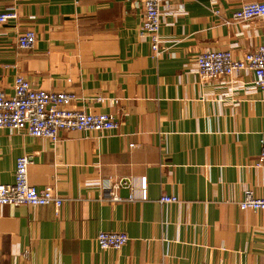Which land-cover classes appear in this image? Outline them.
<instances>
[{
	"label": "crops",
	"instance_id": "crops-1",
	"mask_svg": "<svg viewBox=\"0 0 264 264\" xmlns=\"http://www.w3.org/2000/svg\"><path fill=\"white\" fill-rule=\"evenodd\" d=\"M249 1L164 0L154 56L139 34L140 0H0L17 13L0 24V89L12 94L20 74L118 121L56 141L0 128V183L30 154L29 183L63 198L58 212L0 207V264H264L263 213L237 205L247 189L264 195V94L250 70L201 82L195 66L204 49L240 58L264 41V17L225 22ZM26 30L35 43L22 53ZM99 231L128 241L102 249Z\"/></svg>",
	"mask_w": 264,
	"mask_h": 264
},
{
	"label": "built area",
	"instance_id": "built-area-1",
	"mask_svg": "<svg viewBox=\"0 0 264 264\" xmlns=\"http://www.w3.org/2000/svg\"><path fill=\"white\" fill-rule=\"evenodd\" d=\"M164 0H140L142 21L139 34L147 36L154 56L161 54L163 45L160 36L162 4ZM218 13V11H215ZM255 17H264V0L243 2L235 9L231 21H245ZM17 19L13 10L0 11V24ZM16 43L22 53L29 51L35 43V33L26 30L17 35ZM198 79L201 82L222 79L240 70L253 73L252 88L264 94V41L255 49L243 53L237 58L228 49H204L195 57ZM79 96L67 90H45L34 87L23 75H16L12 94L0 89V128L26 133L33 137H44L51 141L58 140L61 131H110L118 126V121L110 113L86 112L75 107ZM96 100L101 101V97ZM133 146L132 143L129 144ZM32 155H21L16 159L14 178L11 183H0V207L3 205H28L31 207L51 205L56 212L63 203V198L51 186L37 188L30 184L27 176ZM264 162V134L260 138V152L257 165ZM120 182L113 183L112 199L120 200L115 190ZM144 185V183H143ZM174 195L163 194L159 202H175ZM240 209L260 210L264 217V195H254L247 189L237 202ZM264 228V225H263ZM97 244L102 249H119L128 241L124 232L99 231ZM199 264V263H195ZM203 264V263H200Z\"/></svg>",
	"mask_w": 264,
	"mask_h": 264
}]
</instances>
